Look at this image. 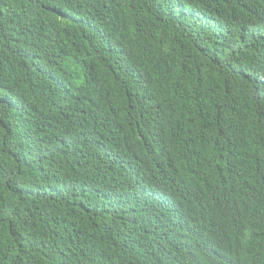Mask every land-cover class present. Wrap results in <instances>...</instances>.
<instances>
[{"label": "trees", "instance_id": "1", "mask_svg": "<svg viewBox=\"0 0 264 264\" xmlns=\"http://www.w3.org/2000/svg\"><path fill=\"white\" fill-rule=\"evenodd\" d=\"M0 264H264V0H0Z\"/></svg>", "mask_w": 264, "mask_h": 264}]
</instances>
